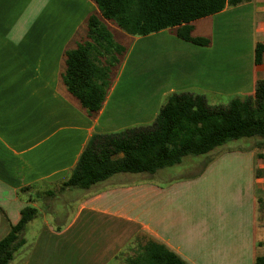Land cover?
<instances>
[{"label":"crops","instance_id":"crops-1","mask_svg":"<svg viewBox=\"0 0 264 264\" xmlns=\"http://www.w3.org/2000/svg\"><path fill=\"white\" fill-rule=\"evenodd\" d=\"M96 12L89 0H0V241L21 211L32 208L36 215L22 235L32 228L37 242L56 241L35 244L37 260L62 248L64 237H89L83 243L93 248L87 264H125L132 256L121 259L123 254L149 242L185 264H264L260 138L216 152L200 174L201 169L183 179L136 183L118 174L83 194L63 188L92 135L149 126L172 93L203 96L211 107L253 97L257 82L264 83V0H247L192 22L191 36L207 40L205 46L177 38L176 29L131 37L111 27L123 47L129 39L133 44L165 35L157 58L159 90L150 98L143 76L138 90L128 81L118 88L124 61L100 112L89 117L67 93L61 74L63 53L85 41L86 21ZM202 21L208 22L196 31L194 25ZM70 201H75L72 219L60 227ZM21 239L9 264L15 255L18 263L29 264L28 254L19 253L27 246Z\"/></svg>","mask_w":264,"mask_h":264},{"label":"trees","instance_id":"trees-1","mask_svg":"<svg viewBox=\"0 0 264 264\" xmlns=\"http://www.w3.org/2000/svg\"><path fill=\"white\" fill-rule=\"evenodd\" d=\"M89 1L97 12L86 21L85 41L63 53L61 80L81 109L95 117L110 88L111 70L125 52L109 25L131 37L176 29L177 38L205 46L207 40L191 36V23L247 0ZM252 138H260L264 146V83L257 82L253 97H234L226 106L219 107L209 106L200 95L172 93L149 126L92 135L63 188L88 192L118 174L154 175L181 164L186 157L207 156L199 168L200 174L213 160L209 158L212 153L229 142ZM35 215L32 208L21 211L19 222L0 241V264L12 261L14 252L22 245L24 227ZM125 264L185 263L164 246L149 242Z\"/></svg>","mask_w":264,"mask_h":264},{"label":"rangeland","instance_id":"rangeland-1","mask_svg":"<svg viewBox=\"0 0 264 264\" xmlns=\"http://www.w3.org/2000/svg\"><path fill=\"white\" fill-rule=\"evenodd\" d=\"M206 22L208 21H202V23H196L194 25L196 31L200 24H205ZM111 27L112 26L109 25V28ZM168 35H170V33L167 34L166 36ZM164 36L165 35L150 36L147 39L146 38L141 39L137 43H133V44L131 42L132 40L129 39L127 41V46H124L125 48L124 54L118 57L119 63L116 66H114L115 68L111 70L110 79L113 80L116 78L117 74L119 73V69L123 65V62L126 61L125 62L126 65L123 69V74L121 78V84L118 85L119 86L118 88H122L124 86L123 84L126 81H128L131 84L130 86L134 88L133 89L134 91L138 90L141 88V82H142L141 76H143V82L144 79H147L148 81V84L146 86L149 89L150 98H153V96L159 90V87L155 85L156 76L160 72V69L158 68L157 58L161 56V50H162L161 41ZM127 51L129 52L127 53ZM136 95L137 94H133V96ZM249 140L251 141L252 139ZM245 142H248V140L242 139L238 141H232L225 144L224 147L219 150L227 149L230 147L232 148L238 146L243 147L246 145ZM216 152L218 151H215V153ZM215 153H212L211 156ZM206 157L207 156L186 157L183 159L181 164L170 168L162 169L154 175H146V174L127 175V178L128 180L136 183L142 181H151L157 183V182H164L167 180L183 179L189 177L192 174V172L194 171L197 172L202 164L196 165V163L200 161L205 162ZM189 165L191 166L196 165V166L194 167V169H192L193 167ZM108 182H110V180H108L107 182L101 185H105ZM77 192L78 194H83V191L77 190ZM74 204L75 201H70L68 203V206L65 208V210H62L63 214H62V221L60 227L67 226V224L71 221L75 207ZM48 222L51 228L55 229L57 224L55 223L54 220L52 222V219L49 216H48ZM54 223L56 226H54ZM78 226L79 223L75 225V227L71 231L70 236H72L74 232H76V228ZM95 230L96 229H94V231H92L91 234L93 239L94 238L96 239L98 237V232H96ZM21 236L27 242V246L23 249V251L19 253H22L24 255L28 254L25 258L27 260L29 259V264H87L89 259L92 257V255L88 253V251L90 250L93 251L92 246L88 247L83 244L84 241L89 240V237L81 238L82 240H75V241L72 239H67V237H64V239L61 241L62 248H57V249L51 248L50 250L47 251L45 255L42 256V260L39 259L37 260L39 254H34L35 249L33 250V247L35 248L36 245L43 242H48V244H54L56 241L54 240L53 242L52 239H50L49 241L40 240L37 242L38 239L36 233H34L33 235L32 228L27 229L26 233H23V235ZM138 249H139L138 247L134 246L131 250H128V255L123 254L121 259L126 258L127 256H133L135 253H137ZM18 258L19 257L15 255L12 264H23L17 262ZM117 262H113L111 264H119Z\"/></svg>","mask_w":264,"mask_h":264}]
</instances>
